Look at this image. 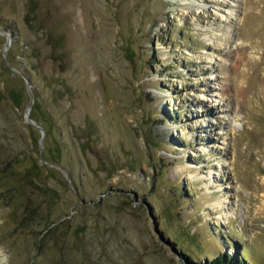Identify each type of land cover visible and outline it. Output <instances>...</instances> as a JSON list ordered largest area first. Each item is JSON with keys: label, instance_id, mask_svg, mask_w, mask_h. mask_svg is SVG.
Masks as SVG:
<instances>
[{"label": "rangeland", "instance_id": "1", "mask_svg": "<svg viewBox=\"0 0 264 264\" xmlns=\"http://www.w3.org/2000/svg\"><path fill=\"white\" fill-rule=\"evenodd\" d=\"M218 256L264 264V0H0V264Z\"/></svg>", "mask_w": 264, "mask_h": 264}, {"label": "trees", "instance_id": "2", "mask_svg": "<svg viewBox=\"0 0 264 264\" xmlns=\"http://www.w3.org/2000/svg\"><path fill=\"white\" fill-rule=\"evenodd\" d=\"M225 256H218L214 260H212V264H226L227 261Z\"/></svg>", "mask_w": 264, "mask_h": 264}, {"label": "water", "instance_id": "3", "mask_svg": "<svg viewBox=\"0 0 264 264\" xmlns=\"http://www.w3.org/2000/svg\"><path fill=\"white\" fill-rule=\"evenodd\" d=\"M30 86V85H29Z\"/></svg>", "mask_w": 264, "mask_h": 264}]
</instances>
